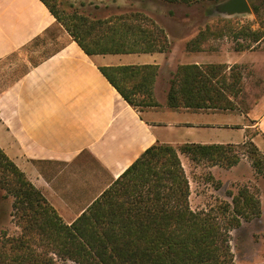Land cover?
<instances>
[{
    "label": "crops",
    "instance_id": "crops-1",
    "mask_svg": "<svg viewBox=\"0 0 264 264\" xmlns=\"http://www.w3.org/2000/svg\"><path fill=\"white\" fill-rule=\"evenodd\" d=\"M129 1L130 5H113L106 11L145 13L167 34L168 52L89 56L41 0H0V73L19 56L36 61L0 89V148L67 224L155 144L178 148L251 141L264 155L258 141H264V41L237 52L234 46L224 51L221 43L232 41L223 39L208 42L214 51H191L187 45L215 22L202 21L196 3L186 7ZM169 5L175 8L166 15L162 10ZM142 65L159 67L154 86L158 106L137 110L100 67ZM188 65H226L227 70L239 66L244 93L231 98L235 108H171L170 80L179 67ZM215 168L219 167L211 171L217 178ZM219 170L230 183L255 173L247 159Z\"/></svg>",
    "mask_w": 264,
    "mask_h": 264
},
{
    "label": "trees",
    "instance_id": "trees-1",
    "mask_svg": "<svg viewBox=\"0 0 264 264\" xmlns=\"http://www.w3.org/2000/svg\"><path fill=\"white\" fill-rule=\"evenodd\" d=\"M41 1L89 56L170 50L164 29L139 10L100 17L101 1ZM158 1L192 5L199 0ZM210 1L218 4L224 0ZM248 1L255 21L217 18L200 31L187 49L214 51L215 46L209 41L228 39L239 52L264 41L263 8L254 0ZM256 23L259 27L255 29ZM239 68L179 67L170 80L168 105L234 109L231 98L244 93ZM100 70L135 109L158 106L154 98L158 66ZM180 154L194 162L204 161L225 169L237 166L247 156L256 173L264 177V155L251 141L240 145L185 144L178 148L155 144L77 220L67 224L0 148V189L14 198L12 215L20 231L13 236L3 233L0 264H235L230 232L262 216L259 192L244 186L238 194L230 193L231 203L221 202L211 210L195 211Z\"/></svg>",
    "mask_w": 264,
    "mask_h": 264
},
{
    "label": "rangeland",
    "instance_id": "rangeland-1",
    "mask_svg": "<svg viewBox=\"0 0 264 264\" xmlns=\"http://www.w3.org/2000/svg\"><path fill=\"white\" fill-rule=\"evenodd\" d=\"M103 2V8L98 12V16L104 17L109 15L111 12L106 11L104 6H115V5H130L129 0H117L114 3L112 0H95ZM100 2V3H101ZM153 3V2H152ZM254 3L263 8L262 18L264 19V0H254ZM151 2H149V5ZM153 5V4H152ZM197 14H202V21H216L217 17H208L207 13L214 15L215 4L210 0H199L196 2ZM202 5V6H197ZM181 6L190 7L182 4ZM154 7V5H153ZM163 7V6H162ZM175 8L169 5L163 7V12ZM109 12V13H108ZM225 19L226 17H219ZM239 18V21L249 22L255 21V15L253 16H239L233 17ZM257 22V21H256ZM256 23L254 25L257 27ZM234 44L232 42H222L221 46L224 51H232ZM29 59V60H28ZM35 59L31 61L29 55L19 56L14 61L9 62V66L0 73V89L9 84L12 80L17 79L31 63H35ZM260 146L264 147L263 139L258 140ZM244 152V151H243ZM242 153V152H241ZM180 157L182 165L186 171L187 177L190 181L191 196L190 204L193 210H211L221 204V202H232L230 193L238 194L239 189L244 186L250 187L252 191H258L262 202V216L251 222H245L243 225L234 229L230 232L231 236V247L235 257V264H264V177L255 173H249L243 175L237 183H230L226 176L223 175V171L219 168H215L214 171L217 173V178L212 174L211 169L213 167L207 162H194L189 157L181 154ZM242 159H247V156H243ZM249 162L252 164L251 160ZM253 167V166H252ZM225 169V168H222ZM254 169V168H253ZM255 170V169H254ZM219 172V173H218ZM13 202L14 198L6 194L5 191L0 189V238L3 233H7L10 236L18 234L19 228L15 225V219L13 217ZM61 264H76L72 261L61 262Z\"/></svg>",
    "mask_w": 264,
    "mask_h": 264
},
{
    "label": "water",
    "instance_id": "water-1",
    "mask_svg": "<svg viewBox=\"0 0 264 264\" xmlns=\"http://www.w3.org/2000/svg\"><path fill=\"white\" fill-rule=\"evenodd\" d=\"M214 13L226 18L254 15L248 0H224L215 5Z\"/></svg>",
    "mask_w": 264,
    "mask_h": 264
}]
</instances>
